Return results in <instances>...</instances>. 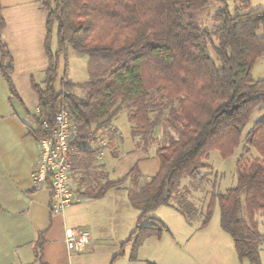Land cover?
Returning a JSON list of instances; mask_svg holds the SVG:
<instances>
[{"label": "trees", "instance_id": "trees-1", "mask_svg": "<svg viewBox=\"0 0 264 264\" xmlns=\"http://www.w3.org/2000/svg\"><path fill=\"white\" fill-rule=\"evenodd\" d=\"M211 2L218 9L215 25L207 31L197 13ZM228 2L42 0L48 13L45 46L50 64L44 84L33 83L39 115L34 116L31 133L37 140L47 136L41 118L53 123L65 105L71 122V171L78 191L99 199L130 181L125 188L140 215L123 246L132 244L133 259L143 241L161 238L168 230L151 215L158 207L170 206L190 225L203 228L218 203L221 226L231 234L241 263L248 259L262 264L259 245L264 233L257 216L264 214V118L244 137L237 185L212 191L205 206L199 205L196 195L204 184L202 173L210 153L233 155L253 111L264 106V79L254 80L252 75L264 56V36L258 34L264 26V5L253 8L251 0H240L231 12ZM3 27L0 13V70L13 97L21 101L11 77L13 58L1 37ZM69 47L89 55L86 82L66 76ZM123 110L135 149L149 153L157 145L160 169L144 183L138 163L123 178H113L101 162L108 144L117 156L114 142L120 135L111 124ZM253 150L257 155L252 159ZM122 254L124 250L117 256Z\"/></svg>", "mask_w": 264, "mask_h": 264}, {"label": "crops", "instance_id": "crops-1", "mask_svg": "<svg viewBox=\"0 0 264 264\" xmlns=\"http://www.w3.org/2000/svg\"><path fill=\"white\" fill-rule=\"evenodd\" d=\"M0 13L4 19L2 41L13 58L11 77L22 101L13 97L9 82L0 70V264H145L139 251L131 258L132 244L123 246L140 215L130 202L125 188L128 182L110 189L102 198H89L59 214L52 210L51 187L34 185L33 171L39 149L31 127L34 116L39 115V95L33 83L44 84L50 64L45 46L48 13L42 7V0H0ZM54 38L53 31V51L57 49ZM1 58L0 48V61ZM111 130L120 129L113 126ZM135 152L137 159L127 170L113 162L114 168H109L105 150L100 158L110 175L117 178H123L138 163L144 183L157 174L160 159L156 153ZM176 213L169 217L173 228L178 230L174 233L190 238L193 243L187 250L189 253L183 252L184 258L194 264H204L207 261H201L206 258L211 259L208 264H240L233 238L221 222L211 219L207 226L199 228L190 225L177 210ZM67 227H84L90 231L92 243L86 252L68 250ZM122 250L124 254L117 256ZM172 252L171 261L182 255L175 246Z\"/></svg>", "mask_w": 264, "mask_h": 264}, {"label": "rangeland", "instance_id": "rangeland-1", "mask_svg": "<svg viewBox=\"0 0 264 264\" xmlns=\"http://www.w3.org/2000/svg\"><path fill=\"white\" fill-rule=\"evenodd\" d=\"M240 4V0H229L228 5L231 12L234 11V8ZM251 5L253 8H257L264 5V0H251ZM218 4L211 2V4L205 8L204 10L197 13L199 23L202 28L205 30H212L215 22L213 20V16L217 12ZM56 29H54V37H55ZM258 34L264 36V26H262L258 30ZM56 39L54 38V43ZM210 55L213 59L220 64L213 50H210ZM88 63H89V55L85 53H78L72 47L68 48V57H67V68H66V76L68 79L83 83L86 82L89 77L88 72ZM65 68H61V74H63ZM254 80L264 79V56L259 58L254 65L252 71ZM81 95L84 94L82 90H78ZM264 118V106H261L255 109L250 117L249 122L247 123L242 137V143L235 150L234 154L230 157L224 158L221 154L214 150L210 153L209 159L206 160V164L208 167L203 171L202 174L205 175L204 184L197 191V199L199 205H206L209 201V197L212 191L224 192L229 188H233L237 185L238 181V159L242 154L243 145H244V137L251 130L254 124L260 119ZM116 126L119 130V138L115 141V144H120L116 149L119 151L117 156L113 154L114 147L107 145L105 150V159L106 163H108L109 168H114L113 163L117 166H120V169H128L131 167L132 163L137 159V149H135V141L131 136V124L128 118V114L126 110H123L112 122L111 127ZM113 143V144H114ZM102 143V145H105ZM111 147V148H110ZM157 145L154 144L150 147L149 152L152 154L156 153ZM142 149H139V152ZM253 155H251L252 159L254 155H257L256 150H253ZM113 162V163H111ZM113 178H117L114 175ZM130 184V181L127 183ZM171 214L176 215V209H173L170 206L162 205L154 210L151 215L158 216L163 220L167 229L170 231H165L164 235L161 238L151 237L150 239H146L139 246L138 250L140 257L145 261V264H194L192 260H188L184 258L183 252H187L188 248L193 245L192 240L190 242V238H181L180 234H175L174 232L178 231L176 228H173V223L171 222ZM212 222L218 220V224L221 222V210L220 206L217 203L214 208ZM259 221L260 230L264 233V214L260 213L257 216ZM144 223H148V220H144ZM213 224V223H212ZM175 229V230H172ZM173 231V232H172ZM175 246L176 250L180 249L182 255L178 260L171 261V256L173 255L172 248ZM260 255H261V263L264 264V242L259 245ZM136 251V252H137ZM168 255V256H167ZM190 255V254H189ZM169 257V258H168ZM170 260V261H169ZM207 261V262H206ZM211 261L210 258H206L201 262L204 264H208ZM197 262H200L197 261ZM242 264L241 262H239ZM243 264H251V262L246 259Z\"/></svg>", "mask_w": 264, "mask_h": 264}, {"label": "built area", "instance_id": "built-area-1", "mask_svg": "<svg viewBox=\"0 0 264 264\" xmlns=\"http://www.w3.org/2000/svg\"><path fill=\"white\" fill-rule=\"evenodd\" d=\"M44 122L48 135L38 140V158L33 180L36 187L49 185L52 189L51 206L55 214L63 213L71 205L88 200L77 189L70 162L71 122L68 110L62 105L53 123ZM65 241L71 253L86 252L92 243L91 233L84 227H67Z\"/></svg>", "mask_w": 264, "mask_h": 264}]
</instances>
